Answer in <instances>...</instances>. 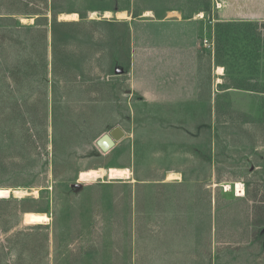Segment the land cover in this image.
Returning a JSON list of instances; mask_svg holds the SVG:
<instances>
[{
    "label": "rangeland",
    "instance_id": "obj_1",
    "mask_svg": "<svg viewBox=\"0 0 264 264\" xmlns=\"http://www.w3.org/2000/svg\"><path fill=\"white\" fill-rule=\"evenodd\" d=\"M208 1L224 81L216 103L190 105L149 103L131 84L129 23L178 0H0V36L46 31L51 54L53 16L74 24L59 36L72 38L61 49L77 79L57 84L49 137L0 172L11 192L0 264H264V0ZM95 79L113 92L96 95ZM118 126L126 137L103 153L97 140ZM110 169L130 175L111 180ZM31 212L50 221L25 224Z\"/></svg>",
    "mask_w": 264,
    "mask_h": 264
},
{
    "label": "crops",
    "instance_id": "obj_2",
    "mask_svg": "<svg viewBox=\"0 0 264 264\" xmlns=\"http://www.w3.org/2000/svg\"><path fill=\"white\" fill-rule=\"evenodd\" d=\"M187 1L188 7L184 4L186 0H178L180 7L171 8L159 16L154 10L145 11L142 19L129 23L131 34L127 28V36H131L130 75L131 84H134L133 91L141 94L149 103L190 105L216 103L218 88L224 81V69L216 62L213 45L208 40L210 31L206 12L209 1ZM123 14L121 12L124 17ZM124 21L127 22L128 18ZM49 62V72L52 76L51 53ZM220 68L223 69L222 74L218 73ZM117 70L116 76H122L123 71L118 73ZM69 78L73 80V84L67 85L75 86L77 79L73 76ZM93 82L96 95L113 92L112 80L95 79ZM52 92L50 82L47 92L49 123L53 120ZM101 102V99L95 98L93 103L99 105Z\"/></svg>",
    "mask_w": 264,
    "mask_h": 264
},
{
    "label": "trees",
    "instance_id": "obj_3",
    "mask_svg": "<svg viewBox=\"0 0 264 264\" xmlns=\"http://www.w3.org/2000/svg\"><path fill=\"white\" fill-rule=\"evenodd\" d=\"M1 19L3 18H0V22ZM71 25L74 24L60 22L57 15L53 16L52 81L49 80V42L46 31L21 26L15 32L19 37L0 36V151L4 152V155L0 152L1 173H10L13 170L11 163L6 161L10 158L8 154L16 149L17 154L24 151L27 154V150L40 145L39 140L43 142L44 134L49 137L47 92L50 82L53 88L52 125L54 129L57 127V84H73V80L69 78L73 56L63 53L61 49V45L72 38L59 36V30ZM34 33H39V36H33ZM63 71H67V77L62 78ZM15 88L21 94V103L14 94ZM31 97L34 100L31 101Z\"/></svg>",
    "mask_w": 264,
    "mask_h": 264
},
{
    "label": "bare ground",
    "instance_id": "obj_4",
    "mask_svg": "<svg viewBox=\"0 0 264 264\" xmlns=\"http://www.w3.org/2000/svg\"><path fill=\"white\" fill-rule=\"evenodd\" d=\"M73 17H76V15H74ZM222 72H223V69L220 68L218 73L222 74ZM93 175L95 177H100V176H102V172L101 171H95ZM129 175H130V172L127 169H110L108 171V176L111 180L117 179V178H126ZM241 187H242L241 185H238L239 189ZM10 193L11 192L9 190L1 189L0 190V198H3V199L7 198V197H9ZM49 221H50V218L44 213H33V212H31V213H26L24 215V222H25V224H28V225H40V224H45Z\"/></svg>",
    "mask_w": 264,
    "mask_h": 264
},
{
    "label": "water",
    "instance_id": "obj_5",
    "mask_svg": "<svg viewBox=\"0 0 264 264\" xmlns=\"http://www.w3.org/2000/svg\"><path fill=\"white\" fill-rule=\"evenodd\" d=\"M117 72L120 73L121 70H117ZM124 137V131L121 128H115L110 134L103 135L97 141V146L103 153H108L116 146V143L121 141Z\"/></svg>",
    "mask_w": 264,
    "mask_h": 264
},
{
    "label": "built area",
    "instance_id": "obj_6",
    "mask_svg": "<svg viewBox=\"0 0 264 264\" xmlns=\"http://www.w3.org/2000/svg\"><path fill=\"white\" fill-rule=\"evenodd\" d=\"M205 43L207 44V41Z\"/></svg>",
    "mask_w": 264,
    "mask_h": 264
}]
</instances>
